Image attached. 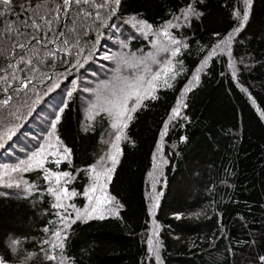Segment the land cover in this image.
Instances as JSON below:
<instances>
[{"label":"trees","instance_id":"16d2710c","mask_svg":"<svg viewBox=\"0 0 264 264\" xmlns=\"http://www.w3.org/2000/svg\"><path fill=\"white\" fill-rule=\"evenodd\" d=\"M189 4L199 15L185 20L181 12ZM10 7L0 3V166L26 160L58 137L70 159L49 149L44 167L67 171L64 186L77 195L53 207L43 169L15 172L16 183L0 184V259L53 264L40 241H54L51 230L63 229L59 219L68 216L67 264H264V0H252L232 54L209 58L171 116L181 89L219 38L214 33L238 26L232 11L242 14V0H68L67 7L63 0H10ZM130 17L153 30L171 22V35L188 44L174 58L184 71L178 64L172 87L158 88L157 99L133 113L105 181L115 201L104 208L116 215L75 218V208L87 203L88 166L106 153L114 134L102 113L87 121L83 115L88 77L108 69L97 54L119 47L118 41L126 55L151 50V34L144 41ZM62 146L55 150L62 153ZM150 234L159 259L148 251ZM29 252L35 253L30 259Z\"/></svg>","mask_w":264,"mask_h":264},{"label":"snow or ice","instance_id":"6c2138e0","mask_svg":"<svg viewBox=\"0 0 264 264\" xmlns=\"http://www.w3.org/2000/svg\"><path fill=\"white\" fill-rule=\"evenodd\" d=\"M75 2L88 3V0H75ZM0 3L4 5L5 11H10V0H0ZM64 6H68V0H63ZM243 10L241 12L234 7L232 11V16L239 18L238 26L229 30L223 36H220L219 33H214V35L219 38L212 45L210 50H207V55L203 57L200 61V64L197 65L196 69L193 71L192 76L189 78V84H186L184 88L181 89V94L177 97L176 105L171 109V115H177L180 112V106L183 103L182 97L188 91L189 86H194L193 81L198 82V74L202 68L207 64L210 57L216 56L217 52L232 54V44L233 39L236 36V33L239 32L242 28L245 27L246 22L250 16V8L252 5V0H242ZM107 4V0H105ZM103 6V5H101ZM2 14V13H0ZM182 18L187 19L189 16L199 15L189 4L181 12ZM43 19V17H41ZM129 21L137 27V31L141 32L144 35L151 34V44L153 46L152 51L145 53L141 57L125 59L121 57L120 63H123L125 66H131L136 69L134 74L130 76L119 77L117 83L112 85L108 89L107 95H100L98 97V102L90 104V111L93 112V115L96 112L104 113L108 120L109 126L112 132L114 133L111 136L110 141L108 142V148L105 154H102L92 165L88 166V173L90 178V184L85 186V191L82 193L87 198V203L83 208H75V205H69V207L75 208L76 216L75 218L87 220L96 216L100 219L104 218V213L107 212L108 215H116L114 208H104V205L109 204L110 201H115V197H112L106 194L107 184L106 180H110L112 172L115 168V165L118 163L119 155L121 152L120 143L122 139H126V129L129 122L134 118L133 113L143 106V102L147 99L155 100L157 99L156 90L162 87H172V81L178 75L176 70L177 65L179 64L180 72L184 71L183 63L178 60H174L178 56V53L181 52L182 48H188L187 43H182V41L176 39L168 31L171 26V22L165 21V23L159 28L153 30V26L148 24L144 20H136L135 17H130ZM33 27H36L35 23ZM65 43H68L65 41ZM126 46L122 44V47ZM167 53V57L164 60L157 59L159 53ZM48 55H53L52 52H48ZM87 58V57H86ZM106 59H112L111 56H105ZM155 64L157 67L152 68L151 65ZM229 66L234 69V61L229 60ZM35 69H33L34 71ZM233 76L235 78V71H233ZM75 83V81L73 82ZM91 91V90H88ZM71 90H69L68 95L71 96ZM6 104L7 101H4ZM264 115V114H262ZM92 117L90 116L89 119ZM60 119L59 113L56 114L55 120L52 122V129H50L53 136H55L56 122ZM163 131V129H162ZM7 134V133H5ZM184 137H181L183 140ZM56 145H61V142L58 137H56L55 143H49L47 147L41 145L39 149L33 152L27 157L26 160H20L16 164H3L0 166V184H5L3 177H10L11 173L18 171H28L30 169H43V179L49 183L47 192L50 193L54 199L55 203L53 207L62 208L65 207L64 201L69 198V196L77 195L75 191L70 192L66 185L68 183V178L70 174L67 171H54L51 168L44 167L46 158L49 155V149H52L51 156H59L60 159H70L69 149L63 147V152L58 153L55 148ZM154 169H159V162L155 160V155L153 157ZM166 163V161H163ZM53 163L59 164V160H54ZM155 176V173H153ZM9 186L15 181L9 179L7 182ZM32 190V185L26 186V191ZM118 203V202H117ZM151 214V209H149ZM59 216L60 214L57 213ZM73 219V217L61 216L59 223L63 225V229H53L51 230V235L54 238V241L42 240L40 243L47 244L49 246V251L45 254V259L53 261V264H67L68 258L63 255L64 242L63 238L67 236V232L64 229L69 227L67 223L68 220ZM49 228L45 227V232H48ZM15 244V242H13ZM149 253L156 254L157 259H159L157 249L159 247L158 241L153 242V237L150 234L148 238ZM61 250V253L58 255L56 250ZM44 251V249H41ZM35 253H27V258H31ZM261 261H264V257H260ZM0 264H7V261L0 259Z\"/></svg>","mask_w":264,"mask_h":264},{"label":"rangeland","instance_id":"374dc122","mask_svg":"<svg viewBox=\"0 0 264 264\" xmlns=\"http://www.w3.org/2000/svg\"><path fill=\"white\" fill-rule=\"evenodd\" d=\"M136 27V26H135ZM144 41H147V37L144 34H140ZM119 47L114 48H109V46L103 48L100 52H98L97 56L99 57L100 60H102L103 62H101L102 64H105L108 69L105 72V76L101 77L99 76V74L93 76V78L88 77L89 82L85 83L87 86V92H88V97L89 99H82V103H83V115H84V119H89V117H93L95 118L96 116H98L99 114H101L102 112H96L93 115V112L90 111V104L92 103H96L98 102V97L100 95H107L108 89L112 87V85L117 83V80L119 79V77H123V76H130L132 74H134V72L136 71V69L132 68L131 66H125L123 63H120V59L121 57L125 58V59H131L133 58V52L128 55H126V52L123 54V52L121 51L120 47H122L123 42L122 41H118V43H116V45ZM148 44H150V48L152 51V44L151 42H148ZM124 48V46L122 47ZM112 49V50H111ZM143 53V50H139V52ZM149 51V52H150ZM108 52V53H107ZM147 52V53H149ZM146 53V52H145ZM144 55V53H143ZM142 55V56H143ZM167 53H159L157 56V59L159 60H164L167 57ZM105 56H111L113 57L112 59H106ZM135 57H139L137 54H134ZM153 69H155L157 66L155 64L151 65ZM91 90V91H88ZM103 116H106L104 113H102ZM107 117V116H106ZM89 120H92L89 119ZM3 164H1L2 166ZM0 170H2V168H0ZM16 173L13 172L11 173L10 177L6 179L5 176L3 177V179L5 181H8L9 179H11V177L15 175Z\"/></svg>","mask_w":264,"mask_h":264},{"label":"bare ground","instance_id":"6f19581e","mask_svg":"<svg viewBox=\"0 0 264 264\" xmlns=\"http://www.w3.org/2000/svg\"><path fill=\"white\" fill-rule=\"evenodd\" d=\"M140 19H141V18H140ZM118 28H119V27H118ZM122 39H123V38H122ZM97 44H98V43H97ZM94 49H95V48H94ZM111 50H112V49H111ZM88 52H89V51H88ZM91 52H93V51H91ZM91 52H90V53H91ZM107 53H108V52H107ZM86 54H87V53H86ZM72 71H73V70H72ZM76 71H77V70H76ZM75 88H76V87H75ZM36 103H37V102H36ZM31 105H32V104H31Z\"/></svg>","mask_w":264,"mask_h":264}]
</instances>
